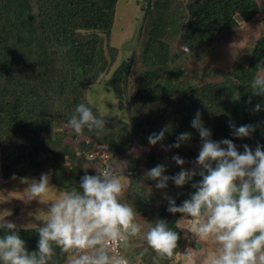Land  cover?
<instances>
[{"label": "trees", "instance_id": "16d2710c", "mask_svg": "<svg viewBox=\"0 0 264 264\" xmlns=\"http://www.w3.org/2000/svg\"><path fill=\"white\" fill-rule=\"evenodd\" d=\"M39 1L35 7L32 2L11 6L8 0H0L3 177L38 179L42 173H49L50 183L57 188L79 190L81 177L98 174L100 160L91 161L88 154L103 146L110 153L114 175L126 177L123 202L134 207L137 216L142 214L150 225L162 219L178 231V253L185 241L183 231L176 227L181 214L167 211L165 193L161 194L157 181L146 178L145 173L164 165V174L175 176L182 167H195L201 137L191 121L198 111L213 140L230 139L241 153L245 144L253 151L258 144L264 145V95H253L250 87L257 72L264 70V35L254 41L248 56L219 72L220 81L194 84L178 80L185 74L183 56L205 61L210 52L208 45L225 30L257 17L259 2L146 0L142 6L140 49L118 62L119 48L112 45L117 0ZM176 40L179 49L172 45ZM57 46L66 51L58 53ZM95 85L109 92L119 113L106 114L94 99L97 114L106 117V130L100 137L87 129L78 136L68 120L78 104L93 102L90 91ZM257 104L261 105L260 111H254ZM230 122L237 127L251 124L256 130L251 137L239 138L232 134ZM166 127L165 139L156 145L170 148L185 132L192 138L179 148L172 147L175 153L160 154L148 137ZM52 129L51 136L43 135ZM175 155L186 163L177 165L172 159ZM117 164L123 171L117 169ZM201 180L196 175L179 188L168 181L167 188L176 189L171 194L177 206L190 199L196 191L192 185ZM37 227L18 228L29 252L38 251ZM5 232L0 229V236ZM144 244L154 256L146 241ZM123 251L130 264L127 249ZM56 253L50 264H65L66 256L59 249ZM151 260L153 264V257Z\"/></svg>", "mask_w": 264, "mask_h": 264}, {"label": "clouds", "instance_id": "9594fccd", "mask_svg": "<svg viewBox=\"0 0 264 264\" xmlns=\"http://www.w3.org/2000/svg\"><path fill=\"white\" fill-rule=\"evenodd\" d=\"M57 47L58 53L66 51L63 46ZM236 51L234 48L233 58ZM250 87L253 95H264V70L257 72ZM260 110L261 105H255L254 111ZM98 112L90 100L80 103L68 125L78 136L87 129L100 137L106 130V117ZM191 126L201 137L195 167H182L175 176L165 175L164 165L145 173L146 178L157 181L158 189H166L169 180L176 186H184L196 175L202 177L192 185L196 191L190 199L179 206L165 194L169 201L167 211L181 214L176 227L185 232V238L190 234L196 244L184 252L183 264H264V145L258 144L253 151L245 144L241 153L230 139L213 140L199 111ZM230 127L239 138L251 137L256 130L251 124L237 127L230 122ZM167 131L166 127L152 133L149 144L161 143ZM191 138V133H182L169 147L179 148ZM172 159L180 166L186 163L179 155ZM97 171L96 175L86 173L81 177L79 190L60 192L57 198L48 196L51 184L48 173H42L39 179L19 178L28 185L22 199L47 206L45 215L36 216L43 222L36 228L38 251L27 250L18 226L4 216L0 218V229L6 230L0 236V264H50L56 249L67 257V264H129L127 256L121 255V248L127 249L132 238L146 241L155 253L153 264L172 262L179 248L180 233L162 219L145 231L136 209L123 202L125 185L111 168Z\"/></svg>", "mask_w": 264, "mask_h": 264}, {"label": "rangeland", "instance_id": "374dc122", "mask_svg": "<svg viewBox=\"0 0 264 264\" xmlns=\"http://www.w3.org/2000/svg\"><path fill=\"white\" fill-rule=\"evenodd\" d=\"M8 1L11 6H15L18 3L32 2L35 7L38 6L40 2L39 0ZM257 1L260 5V13L257 17L250 22L242 21L238 28L225 30L220 38L208 45L210 52L205 61H195L192 58H185L183 56L185 74L180 75L178 80L194 84H201L207 81H220L222 79V76L219 73L221 70L231 67L235 61H239L249 55L254 41H256L261 35H264V0ZM145 2L146 0H117L116 17L112 29V45L119 48L120 53L118 62L129 58L131 53L140 49V29L143 18L142 6ZM172 45L176 47L175 49H179L177 40L174 41ZM234 48L237 50L235 58H233ZM182 49L184 51L187 50V48ZM103 89L104 87L101 85H95L93 87V90L90 91L91 100L93 101L91 104H95V101H97L99 108L106 114L119 113L111 95L108 91L104 92ZM53 131L54 129L50 132H44L43 135L46 137L51 136ZM66 141L69 142L70 138H66ZM154 149L160 154H170L169 152H171V154L175 153L174 148H166L163 145H156L154 146ZM117 169L123 171L120 164ZM50 172L52 173L53 170ZM117 177L122 183H125L124 179L126 177L122 176V174L117 175ZM19 178L20 177H16L15 179L13 177H3L0 154V218L5 216L4 218L6 220L14 222L19 229L40 226L43 222L37 220L36 216L45 215L47 206L40 204L35 200L26 203L22 198L26 196L24 191L28 185L22 183ZM174 186L176 188L180 187L176 185ZM172 189L175 188L160 189V193H165L167 196L172 197ZM60 192L67 191L61 190L50 184L48 193L49 198H57ZM160 200L161 199L159 198L157 199V205H159ZM137 218L138 221L144 225V230L146 231L150 226V223L145 220L142 214H139ZM183 236L185 240L184 246L176 254V257L171 264H183L184 252H186L189 247H196L195 241L191 239L190 234H188V238H185V232L183 231ZM131 241L132 244L127 248L131 260L130 264H150L153 256L149 255V249L145 246L144 241L139 238H132ZM193 251H195V249ZM65 264H67V260L65 261Z\"/></svg>", "mask_w": 264, "mask_h": 264}, {"label": "built area", "instance_id": "2783aa9c", "mask_svg": "<svg viewBox=\"0 0 264 264\" xmlns=\"http://www.w3.org/2000/svg\"><path fill=\"white\" fill-rule=\"evenodd\" d=\"M99 159V168L105 169V168H111L112 169V162L110 160V153L108 152L107 148H104L103 146H97L96 150L94 152H91L88 154L89 160ZM121 255H125L123 248H121ZM127 258V257H126ZM128 260V259H127Z\"/></svg>", "mask_w": 264, "mask_h": 264}]
</instances>
